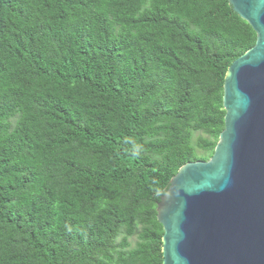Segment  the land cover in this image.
Here are the masks:
<instances>
[{"label": "trees", "instance_id": "trees-1", "mask_svg": "<svg viewBox=\"0 0 264 264\" xmlns=\"http://www.w3.org/2000/svg\"><path fill=\"white\" fill-rule=\"evenodd\" d=\"M256 41L229 0H0V264H163L158 203Z\"/></svg>", "mask_w": 264, "mask_h": 264}, {"label": "water", "instance_id": "water-1", "mask_svg": "<svg viewBox=\"0 0 264 264\" xmlns=\"http://www.w3.org/2000/svg\"><path fill=\"white\" fill-rule=\"evenodd\" d=\"M229 5L257 41L227 71L213 156L181 167L158 203L163 264H264V0Z\"/></svg>", "mask_w": 264, "mask_h": 264}, {"label": "rangeland", "instance_id": "rangeland-1", "mask_svg": "<svg viewBox=\"0 0 264 264\" xmlns=\"http://www.w3.org/2000/svg\"><path fill=\"white\" fill-rule=\"evenodd\" d=\"M135 240H133V242H134Z\"/></svg>", "mask_w": 264, "mask_h": 264}]
</instances>
